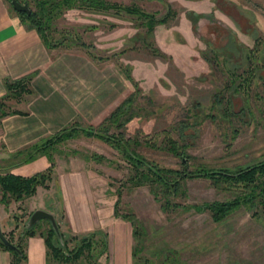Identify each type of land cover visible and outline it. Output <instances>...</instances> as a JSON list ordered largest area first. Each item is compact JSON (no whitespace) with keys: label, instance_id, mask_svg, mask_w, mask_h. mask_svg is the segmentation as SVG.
I'll return each mask as SVG.
<instances>
[{"label":"rangeland","instance_id":"rangeland-1","mask_svg":"<svg viewBox=\"0 0 264 264\" xmlns=\"http://www.w3.org/2000/svg\"><path fill=\"white\" fill-rule=\"evenodd\" d=\"M7 1L12 8L11 0ZM108 1L136 5L156 18L171 7L175 15L168 22L156 23L150 31L144 18L124 9L58 4L47 28L50 38L61 43L54 46L46 44L40 32L31 27L50 48H80L97 59L98 67L118 69L129 83L124 99L136 89L126 76L127 70L138 83L139 92L132 103L115 119L109 118L110 113L98 123L74 121L55 132L92 126L112 135L111 141L79 131L45 149L54 157L50 165L54 166L55 157L72 158L68 172L84 175L82 185L71 187V192L68 186L64 191L68 204L74 198L84 199L92 213L101 216L106 229L124 221L131 225L114 216V203L120 196L121 213H132L144 227L138 242L131 241V247H142L135 256L111 245L108 256L100 257L102 264H264L261 204L243 203L218 221L208 210L190 206L233 199L243 192L242 186L190 177L181 181L177 193L156 198L149 185H132L130 177L136 166L123 149L130 146L138 156L160 167L187 171L197 167L236 170L264 158V0ZM29 5L35 9L36 1L29 0ZM189 11L195 14L193 19ZM232 71L238 75L232 77ZM28 92L16 96L6 89L0 98V122L3 115L19 112V107L9 102L24 98ZM170 138L184 150L182 154L167 147ZM32 145L27 149L34 150ZM28 152L22 149L15 160L24 159ZM55 190L53 185V195ZM167 198L183 205L163 210L161 202ZM55 200L52 211L62 229L68 230L62 197ZM10 203H2L0 225L8 238L17 241L25 225L30 226L28 210L34 202L23 198ZM42 221L38 230L48 226Z\"/></svg>","mask_w":264,"mask_h":264},{"label":"crops","instance_id":"crops-1","mask_svg":"<svg viewBox=\"0 0 264 264\" xmlns=\"http://www.w3.org/2000/svg\"><path fill=\"white\" fill-rule=\"evenodd\" d=\"M105 67H98L97 59L86 50L48 47L36 29L27 27L21 21L7 0H0V98L6 93V80L24 75L30 76L31 91L22 99H12L9 103L18 106L19 112L3 115L0 122V172L9 170L31 175L46 170L50 158L45 153L26 162L14 157L22 153V149H27L28 145L52 136L71 122L95 124L109 115L130 88L126 77L118 69ZM59 160L64 161V165ZM54 161V174L49 186L52 188L54 185L58 197L51 193L49 187L39 185L36 193L24 198L34 202L29 213L35 208L52 211L55 198L62 197L70 227L67 231L84 233L103 229L108 233V251L112 245V249H122L125 254L128 251L129 256L133 257L131 222V225L124 221L118 227L112 225L106 229L101 216L92 213L84 199L74 198L71 199L72 204H68L70 200L66 199L64 191L68 186L71 192V187L82 185L84 175L82 172H68L69 164L74 161L72 158L55 157ZM49 201L53 204H49ZM0 209H4L1 202ZM26 252L27 264H47V247L43 236H27ZM10 259V252L0 247V264H10Z\"/></svg>","mask_w":264,"mask_h":264},{"label":"trees","instance_id":"trees-1","mask_svg":"<svg viewBox=\"0 0 264 264\" xmlns=\"http://www.w3.org/2000/svg\"><path fill=\"white\" fill-rule=\"evenodd\" d=\"M36 8L32 9L30 13L25 11H17L21 20L30 27H35L42 35L44 41L49 46L60 45L59 41H53L49 34L47 33V28L50 26L49 21L54 15V10L58 8L59 5H64L68 7H73L79 5L80 3H88V5L94 6L95 8H114L115 10L124 9L126 12L138 15L144 18L147 29L153 30L156 23L168 22L169 18L175 15V11L168 8L165 15L156 18L153 13H147L140 9L136 5H123L117 2H111L108 0H35ZM29 4V0L27 1ZM30 6V5H29ZM59 9V8H58ZM59 11H57L58 13ZM56 13V12H55ZM191 15L193 19L195 15L189 11L187 13ZM48 21V23H47ZM79 44H84L83 42ZM254 48H248L249 52ZM204 58L209 61V57L203 54ZM211 62V61H210ZM238 75L232 71V77ZM126 76L134 82L136 87L135 91L124 99L120 105L117 106L110 114L111 119H115L123 113V110L127 105H130L133 101L136 92H139L138 83H136L134 77L129 70L126 71ZM30 76L23 77L17 80H6V88L8 93L12 91L13 95H21L23 92L30 91L28 87V82ZM9 95V94H8ZM7 95V96H8ZM1 104V103H0ZM5 111H3L4 113ZM6 113V112H5ZM121 125V123H119ZM81 129V130H80ZM79 131L84 132L87 135H95L101 139L111 141L112 135L104 133L93 129L92 126L88 127H78L71 126L64 128L59 133L46 138L43 143L33 144L34 150H29L28 156H26L23 161L26 162L32 159L37 153L48 154L51 162L53 161L52 153L45 150L47 147L53 146V144L77 134ZM31 147V146H30ZM167 147L176 154H182L184 150L178 148V144L175 139H169ZM44 148V151H41ZM124 149V153L134 162L135 174L131 176L132 185H142L147 184L150 186L154 196L159 198L160 195H166L175 192L181 188V181L190 177H206L212 180L215 184H226L229 186H242L243 192L237 195L233 199L228 200H213L205 201L200 204H193L196 210H208L211 213L212 218L215 221L221 220L228 213L238 208L243 203L246 205H256L261 204L262 212L264 213V158L259 161L253 162L246 166H239L236 170H231L229 168H214V167H197L187 171L184 169L176 168H166L160 167L153 161L146 159L145 157L138 156L130 146ZM40 150V151H39ZM39 153V154H40ZM142 166V167H141ZM53 178V163L44 171H38L31 175H23L11 172L9 170L0 173V202L8 204L12 199L21 200L26 196L33 195L38 185H43L45 187L49 186V181ZM175 190L173 191V189ZM120 194V193H119ZM120 196L114 203V215L116 217H121L131 222L133 239L138 242L140 232H143V225L140 221L135 219L134 215L130 212H122L119 209ZM183 205L180 202H173L170 198L161 202V207L163 210L169 211L175 208H179ZM189 205L184 206L187 208ZM183 207V206H182ZM32 213V211H31ZM30 213V214H31ZM30 216V215H29ZM44 220L48 226L41 227L38 230V226ZM57 220V219H56ZM60 234L57 233L51 221L47 218H41L33 225H25L23 231L19 234V240L14 241L9 238L16 248H11L7 246L0 239V247L10 251L11 259L10 264H27V252H26V239L27 236H32L39 234L44 237L46 247H47V264H102L100 257L107 255L108 253V233L103 229H94L84 233H73L71 231L63 230L61 223L57 220ZM4 232V231H3ZM6 235V233L4 232ZM142 249L141 245H133L132 254L136 255L138 251Z\"/></svg>","mask_w":264,"mask_h":264},{"label":"water","instance_id":"water-1","mask_svg":"<svg viewBox=\"0 0 264 264\" xmlns=\"http://www.w3.org/2000/svg\"><path fill=\"white\" fill-rule=\"evenodd\" d=\"M11 4L14 7L15 10L17 11H25L27 13L31 12V8L27 2V0H24L23 2L20 0H11ZM41 218H47L51 221L53 224L55 230L57 231L58 234H60L59 226L56 220L55 214L47 210L45 208H36L35 210L32 211V213L29 216L28 223L29 225L34 224ZM0 239L9 247L11 248H16V244H14L3 232L1 225H0Z\"/></svg>","mask_w":264,"mask_h":264}]
</instances>
